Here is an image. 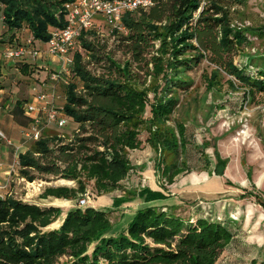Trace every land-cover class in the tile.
Returning a JSON list of instances; mask_svg holds the SVG:
<instances>
[{"label": "trees", "instance_id": "1", "mask_svg": "<svg viewBox=\"0 0 264 264\" xmlns=\"http://www.w3.org/2000/svg\"><path fill=\"white\" fill-rule=\"evenodd\" d=\"M65 1L0 0L9 33L0 43H19L22 30L46 43L50 28L65 26ZM203 2L161 0L147 11L125 14L121 22L126 34L118 40L128 59L122 66L104 54L100 40L96 45L94 32L82 34L83 52L105 65L107 74L93 75L77 53L71 69L74 79L64 88L63 110L79 126L81 136L71 143L58 140L55 144L42 136L19 156L20 174L29 182L36 179L30 174L34 171L38 176L74 183V187L46 188L41 199L76 200L86 193L87 183H93L97 196L121 188L132 170L129 152L141 146L142 128L148 133L147 144L158 152L156 168L159 171L162 166L167 185L193 172L185 158L186 125L197 119L190 112L191 105L181 107L179 95L191 87L187 73L207 58V52L215 66L206 76L208 91L220 83L223 72L246 86L248 97L264 93V50L246 57L245 66L233 63L239 50L253 45L249 37L264 42V23L246 27L235 23V15L240 22L245 20L235 7H245L248 0H209L202 7ZM19 64L24 73L32 71L31 65ZM132 65L140 72L152 66L151 87L132 83ZM180 108L181 117L169 124ZM11 113L16 124L29 125L23 101L17 102ZM209 148L213 149L212 170L205 154ZM196 150L202 157L200 172L220 178L225 175L228 161L220 156L216 141L211 145L204 140ZM165 158L170 162L165 163ZM138 197L145 203L166 198L149 189L141 190ZM253 197L264 212V194ZM129 201L120 197L113 205L118 208ZM61 215L59 208L39 207L11 197L0 199V264H216L240 232L232 222L220 223L209 213L184 219L171 209L152 206L138 210L126 229L113 235L109 213L94 208H73L58 228L50 229Z\"/></svg>", "mask_w": 264, "mask_h": 264}, {"label": "rangeland", "instance_id": "2", "mask_svg": "<svg viewBox=\"0 0 264 264\" xmlns=\"http://www.w3.org/2000/svg\"><path fill=\"white\" fill-rule=\"evenodd\" d=\"M235 10L241 12L245 19L242 23L237 20L236 15L234 16V21L239 26H256L264 23V0H248L245 7L236 6ZM25 31L18 34L20 42L29 36V33L27 34ZM93 32L96 45L98 46L97 39L100 40L99 45L105 47L104 54L108 55L118 66H122L128 56L119 46L118 39L121 33L111 31L105 26ZM8 34L0 36V41L6 40ZM249 39L253 45L243 47L233 57V63L237 67L245 66L246 57L256 56L255 54H261L264 50V42H259L255 38L249 37ZM157 47L158 43H156L155 49ZM206 55L207 58L200 61L187 73L192 85L188 90L181 91L179 95L181 107L186 108L191 105L190 112L195 114L197 119L195 124L188 123L186 125L188 145L185 158L194 171L178 176L174 184L167 185L166 181L162 179V166L159 171L156 168L160 159L158 152L149 147L147 144L148 133L145 128H142L139 134L141 146L129 152L132 170L121 184V188L115 192L97 196L93 190V183H87L86 192L91 194V200L85 208L95 207L96 210L109 213L113 225L110 235L124 231L134 214L148 206L171 209L184 219L191 218V215L195 219V217L205 216L206 213H209L212 217L217 218L218 222L236 223L235 227L240 229L235 243L222 254L216 264H250L252 261L261 264L264 262V212L253 196L264 194V93H255L248 97L247 87L223 72H220V83L211 92L208 91L206 76H210L215 66L209 62L210 54L207 52ZM82 57L87 70L93 75L107 74L105 65L101 62L97 64L90 55L83 51ZM40 60L39 58L37 62H41ZM131 71L132 83L135 86L151 87V65L142 72L132 65ZM158 83L162 84L160 81ZM30 84L29 89L33 87V82L31 81ZM231 85L234 88H231ZM149 99L152 100L151 94ZM63 102L61 105L57 101V108H64L65 101ZM181 114L182 108L172 116L169 124H173L181 117ZM77 135L81 136L79 126L69 122L61 130L53 126L48 127L44 131L43 138L51 141V144L57 143L58 140L71 143ZM204 140L209 141L211 145L216 141L220 156L228 161L225 175L221 178L200 172L203 163L196 146L202 144ZM3 146L5 145L0 143V153L5 151ZM205 154L211 162L210 170H212L214 165L213 149H206ZM160 155L163 156L164 153L162 152ZM7 157L9 160H7L6 166L12 162V155L7 154ZM169 162L170 159L165 158V163ZM0 171L3 173L8 171L2 160H0ZM30 174L36 177L34 188L19 181V176H21L19 169L11 173L10 176L5 175V179L10 178V181L7 182L10 188V197L39 207H61L51 203L55 199H41L46 188L57 186L56 181L48 176H38L34 171H30ZM227 181L232 183L231 187L226 185ZM0 182L4 183L5 181L0 179ZM40 183L44 184L40 188V192H37V184ZM64 186L74 187L71 184H64ZM143 189L162 191L166 198L161 201L145 203L138 197L139 192ZM129 193H133L134 196H129ZM120 197H128L130 201L117 208L113 205V201ZM77 200L73 203L75 208ZM95 204L98 205L94 206ZM70 205L72 204L62 206L63 210L59 208L63 213L51 225L50 229L60 226L65 217L64 211Z\"/></svg>", "mask_w": 264, "mask_h": 264}, {"label": "built area", "instance_id": "3", "mask_svg": "<svg viewBox=\"0 0 264 264\" xmlns=\"http://www.w3.org/2000/svg\"><path fill=\"white\" fill-rule=\"evenodd\" d=\"M159 1L161 0H66L63 5L65 13L63 28H50L46 43L36 41L29 35L30 37L17 44L0 45V60L5 63H28L31 65V74L36 75L39 69L36 63L39 58L41 59L44 55L56 57L61 61V65L58 72L50 75V80L65 88L74 79L71 71L73 59L77 53L82 54L80 37L84 32L98 31L100 27L105 26L111 31L126 34L121 22L122 17L139 10L147 11ZM206 1L209 0H204L202 7ZM3 10L4 6L0 3V26L5 27ZM41 45H44V49ZM32 75L29 76V81L33 80V87L30 89L31 101L23 106V114L29 117L30 122L28 126L20 129L22 139L30 144L38 142L48 127L53 126L61 130L72 122L62 107L57 108L55 95L42 91L39 83H36L37 78ZM0 143L13 149L12 162L8 166L7 175L10 176L15 170H20L19 156L24 152L21 153V147L15 145L2 130H0ZM19 181L34 188L35 180L29 182L26 178L19 176ZM55 181L57 186L74 185L71 181ZM7 182L9 181L0 182V199L11 196ZM43 184H37V192H40ZM90 200L91 194L86 192L78 198L76 208L84 209Z\"/></svg>", "mask_w": 264, "mask_h": 264}, {"label": "crops", "instance_id": "4", "mask_svg": "<svg viewBox=\"0 0 264 264\" xmlns=\"http://www.w3.org/2000/svg\"><path fill=\"white\" fill-rule=\"evenodd\" d=\"M5 28L6 27L0 26V36L6 33L7 30H5ZM41 46L42 49H44V45ZM40 61L41 62L36 63L38 64L37 66L39 68L37 70V74L32 75L29 69H27L24 73L22 69H20L19 62L5 63L4 61L0 60V130H2L15 145L21 147V153L26 152L29 149V145L31 144L22 139L20 134L21 126L14 122L11 112L17 102L23 101L24 106V104L31 101V88L29 89L31 81H29V76L32 75L34 78H37L36 83H39L42 91L55 95L56 103L58 101L62 105L64 103L63 100H65L64 87L61 84L59 85V83L54 84L50 80V75L52 73L58 72L61 61L56 57H47L46 55H44ZM3 148L5 149V151L4 153H0V160H2L5 167L8 168L9 165L6 166L7 160H9L7 154L12 155L13 149L7 146H3ZM5 175H8V171L7 173H3L2 171H0V179H3L4 181H10L9 177L6 179L4 178ZM151 191L161 192L163 195H165L162 191L159 190ZM65 202L72 205L66 207L67 209H65L64 211V216L69 210L75 208V206H73L75 200ZM97 205L98 204H95L94 206ZM59 208L63 210V207ZM93 208L95 209V207ZM232 224L233 226H237L236 223Z\"/></svg>", "mask_w": 264, "mask_h": 264}, {"label": "bare ground", "instance_id": "5", "mask_svg": "<svg viewBox=\"0 0 264 264\" xmlns=\"http://www.w3.org/2000/svg\"><path fill=\"white\" fill-rule=\"evenodd\" d=\"M62 183H64V182H62ZM53 205H55V206H66L68 203L67 202H65V201H62V200H54L53 202H51Z\"/></svg>", "mask_w": 264, "mask_h": 264}]
</instances>
